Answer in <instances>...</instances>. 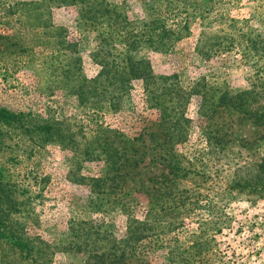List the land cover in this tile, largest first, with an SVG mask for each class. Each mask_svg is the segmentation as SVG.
Here are the masks:
<instances>
[{
  "label": "rangeland",
  "instance_id": "obj_1",
  "mask_svg": "<svg viewBox=\"0 0 264 264\" xmlns=\"http://www.w3.org/2000/svg\"><path fill=\"white\" fill-rule=\"evenodd\" d=\"M110 1L131 20L149 19V6L158 7L150 0ZM188 1L187 36L167 49L143 44L134 56L147 59L156 75H175L183 86L204 81L233 90L254 88L261 92L258 103H264V0ZM29 2L35 0H0L2 227L21 242L0 246V264H85L87 253L67 248L73 229L105 222L120 236L126 224L125 214L112 210L110 201L99 206L101 199L87 184V177L104 172V163L86 160L91 158L81 154L85 142L94 137L98 121L129 137L141 134L150 147L148 133L157 112L145 104L139 81L116 113L87 111L73 93L76 80L64 71L73 63L64 55L52 62L63 52L52 44L55 30L35 28V4ZM50 20L65 29L83 74L94 76L99 70L92 59L96 32L80 23L74 6L52 7ZM43 32L47 43L35 46V33ZM200 101L198 95L189 100V136L176 146L184 164H193V179L181 182L193 208L182 213L180 228L160 236L162 247L143 249L140 258L143 264H173L167 250L176 243L181 264H264V125L223 112L220 134L225 135L221 143H208L201 132ZM49 124L62 132H36L35 125ZM211 130L218 132L215 125ZM72 141L77 149L69 146ZM155 154L148 148L145 162L154 165ZM160 170L167 168H153Z\"/></svg>",
  "mask_w": 264,
  "mask_h": 264
},
{
  "label": "trees",
  "instance_id": "obj_2",
  "mask_svg": "<svg viewBox=\"0 0 264 264\" xmlns=\"http://www.w3.org/2000/svg\"><path fill=\"white\" fill-rule=\"evenodd\" d=\"M150 1L151 4L158 3V7L149 6L151 15L149 13V19L143 20L129 19L122 6L110 0L29 2L35 4V28H47L50 32L55 30L52 44L63 52L53 55L52 62L64 55L73 63L72 68L64 71L68 78L76 80L77 83L71 85L73 93L87 111L93 115L104 111L116 113L133 83L139 81L145 104L157 112L154 129L148 133L150 147L141 134L129 137L120 129L98 121L94 127V137L85 142L81 154L91 158L86 160H101L104 163L101 175L87 177V184L102 201L99 206L104 208L106 201H110L112 210L126 216L125 230L120 236L109 231L105 222L73 229L67 248L87 253L85 264H143L140 258L143 249L162 247L160 236L181 227L182 213L187 208H193L191 193L181 187V182L193 179L189 177L193 173L189 166L193 164H184L176 146L188 139L191 119L187 116L186 107L193 95L201 97L198 115L204 120L201 132L208 143H221L219 141L225 135L220 134L225 127V122L221 120L223 112L226 115L251 117L255 124L264 125V103H258L260 91L254 88L233 90L204 81L183 86L175 75H156L147 59L134 56V52L143 44L158 50L167 49L188 34V16L191 15L188 6L191 1ZM65 6H74L80 23L96 32L98 44L92 59L99 70L94 76L83 74L77 65L79 57L71 55L73 49L68 45L70 41L66 39L65 29L55 27L50 20L52 7ZM182 8L186 11L185 16L180 18ZM155 10L162 12L154 13ZM44 35L49 36L46 32L35 33V46L47 43ZM204 87L210 92L207 93ZM256 104L259 105L254 107ZM213 125L218 129L216 135L211 130ZM35 130L51 135L62 132L54 124L35 125ZM64 137L61 136V140ZM69 146L78 148L73 141ZM148 148L156 150L154 165L145 162ZM261 164H264V156ZM156 165H162L167 171L155 173L153 168ZM81 179L84 180V177ZM1 198L0 194V246L4 243L21 244L2 227ZM139 205L142 207L141 214L137 215ZM191 242L195 244L196 241L192 239ZM169 246L167 252L171 263L181 264L183 257L179 245L175 243Z\"/></svg>",
  "mask_w": 264,
  "mask_h": 264
}]
</instances>
